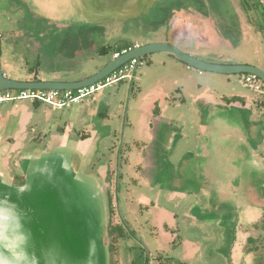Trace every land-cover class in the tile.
I'll use <instances>...</instances> for the list:
<instances>
[{
  "label": "rangeland",
  "instance_id": "374dc122",
  "mask_svg": "<svg viewBox=\"0 0 264 264\" xmlns=\"http://www.w3.org/2000/svg\"><path fill=\"white\" fill-rule=\"evenodd\" d=\"M94 1L0 0L5 77L31 82L37 75L30 68L40 63L39 79L77 82L109 64L117 47L158 42L206 63L264 71V0H139L128 15H111ZM102 47L111 51L99 55ZM176 62L166 53L144 56L134 82L64 108L1 103L0 174L19 182L24 157L55 154L66 142L77 173L101 184L105 195L111 174H122L116 201L137 231L132 249L125 246L131 258L146 244L152 257L160 248L162 264H264V228L255 227L264 219V88L254 92L244 74L184 63L178 69ZM207 119L229 130L212 137L227 139L218 141L222 150L211 145ZM152 203L150 215L141 214ZM157 209L160 225L178 228L175 251L157 243L150 228L141 230ZM110 218L108 235L119 221L115 213Z\"/></svg>",
  "mask_w": 264,
  "mask_h": 264
},
{
  "label": "water",
  "instance_id": "95a60500",
  "mask_svg": "<svg viewBox=\"0 0 264 264\" xmlns=\"http://www.w3.org/2000/svg\"><path fill=\"white\" fill-rule=\"evenodd\" d=\"M56 1L60 0H50ZM138 2L95 0L94 4L111 15H128L136 12ZM154 53L170 54L202 72L255 75L264 84V71L257 67L206 63L167 43L135 48L82 81L18 82L5 77L0 47V92L76 90L97 83L133 59ZM67 146L63 143L55 154L24 157L22 185L0 174V264H110L107 197L101 184L77 173L80 166Z\"/></svg>",
  "mask_w": 264,
  "mask_h": 264
},
{
  "label": "flooded vegetation",
  "instance_id": "af4514ba",
  "mask_svg": "<svg viewBox=\"0 0 264 264\" xmlns=\"http://www.w3.org/2000/svg\"><path fill=\"white\" fill-rule=\"evenodd\" d=\"M43 39L44 38H41L40 40H43ZM31 82H34V80ZM217 125H218V121H217ZM225 130L226 129H224V131H222V130H220L219 126L216 127V125H215V126L211 127L210 130L207 131V134L211 137V139H213V142L211 143V145L213 143H217V146H215V148L217 150H220V149L222 150V146L220 143H218V141L223 142V141H226L227 139L222 138V139H218V141L217 140L215 141V138H212V137L214 135L229 134V132H228L229 130L228 131H225ZM237 130L240 131L239 128ZM111 175H112V179H110V181H108L109 185L106 186L108 214H109V218H110L113 215V213H115V215L117 216L119 221L116 222L114 225L111 223L109 224V235H108V237L110 239L113 238V240L115 242L114 244H112L110 246L108 245L109 250H110V264H162L163 258H162V254L159 250L160 248L157 245H156V247H154V256L152 257L151 249L148 247V245L143 243L144 242L143 240H141V242L145 245L141 246L140 250H138L139 255L136 258L130 257V251L126 250L125 246H128V242H132V241L135 242L134 240L135 239L137 240V231L134 229V227L131 224H129L127 219H125L124 217H120V215H119L120 212H118V209H117V206H119V205H117L119 203V200L117 203L116 192H117L118 188L120 190L122 189L123 176H122V174L121 175L120 174H118V175L117 174H111ZM113 178H114V180H113ZM24 180H25V178L23 177L21 179V181L15 182V183H19V185H22L24 183ZM175 194L177 195V193H175ZM155 208H156L155 203H152L151 205H142L141 206V210H142L141 214L150 215V209L153 210ZM191 210H192V205L190 206V211ZM160 215H161L160 210L158 211V209H157L156 210V216L153 213V217L151 219H146L143 224L142 223L140 224V226L142 227L141 230H145L147 228H150L151 237L156 239L157 243L159 242V243L166 244L165 246H169V249L175 251V249L179 245L175 241V238L177 237V233H178L177 232L178 228L172 229V228H170V226L168 224L160 225V222L158 220ZM169 215H170V217L167 218L169 220L171 219V217H173V220H175L177 218L176 215H174V216H173V214H169ZM162 216H164V211L162 213ZM110 221H111V218H110ZM257 225L261 229L264 228V219L259 221L258 224L255 225V227H257ZM260 232H261V230L257 231V233H259V234H260ZM114 233H116L115 234L116 236L114 235ZM113 236H115V238ZM130 247L131 246H128L129 250H130ZM131 249H132V247H131ZM144 249H145V251H144ZM146 253H147V255H146ZM165 262H166L165 264H172L170 261L165 260ZM180 264H187V263L181 262Z\"/></svg>",
  "mask_w": 264,
  "mask_h": 264
},
{
  "label": "built area",
  "instance_id": "2783aa9c",
  "mask_svg": "<svg viewBox=\"0 0 264 264\" xmlns=\"http://www.w3.org/2000/svg\"><path fill=\"white\" fill-rule=\"evenodd\" d=\"M140 45L123 48L113 56V60L118 59L124 54L139 48ZM142 64V59H133L127 64L121 66L109 76L103 78L97 83L79 88L76 90H7L0 92V104L4 102H17L30 100L34 103L47 104L56 108H64L71 104H76L81 100L88 98L98 91L107 87L116 85L124 81L134 82L138 67ZM245 84L250 86L254 92L262 93L264 84L259 77L255 75H246Z\"/></svg>",
  "mask_w": 264,
  "mask_h": 264
},
{
  "label": "trees",
  "instance_id": "16d2710c",
  "mask_svg": "<svg viewBox=\"0 0 264 264\" xmlns=\"http://www.w3.org/2000/svg\"><path fill=\"white\" fill-rule=\"evenodd\" d=\"M123 48H126V47H117L116 50L114 49L113 50V55L119 51H121ZM110 48H107V47H102L99 49L98 53L99 55H106L108 52H110ZM39 66H40V63H37V65L35 66V68H30V72L31 73H34L35 75H39ZM34 79V82H41L42 80L39 79V77H37ZM91 77V76H90ZM89 78V77H88Z\"/></svg>",
  "mask_w": 264,
  "mask_h": 264
},
{
  "label": "crops",
  "instance_id": "0c3cea01",
  "mask_svg": "<svg viewBox=\"0 0 264 264\" xmlns=\"http://www.w3.org/2000/svg\"><path fill=\"white\" fill-rule=\"evenodd\" d=\"M158 43H168V42H158ZM168 44H171V43H168ZM140 45V44H139ZM140 46H142V45H140ZM187 54H189V55H191V56H194L195 58L197 57L198 58V56L197 55H194V53L192 54L191 52H189V51H187ZM168 55H170V54H168ZM171 57H172V59H174L175 61H177L176 63H181V64H175V67L176 68H178V69H184L183 68V62H181L180 60H178L176 57H174V56H172L171 55ZM175 63V62H174ZM188 68H189V66H188ZM93 76V75H92ZM87 79V78H86ZM82 80H85V79H82ZM82 80H79V81H82ZM42 81H49V80H47V79H43ZM78 82V81H77ZM208 121L210 122L211 120H208L207 119V124H205L204 126H206L207 128H208V130H210V125H209V123H208ZM214 124H215V121H214ZM206 128V129H207Z\"/></svg>",
  "mask_w": 264,
  "mask_h": 264
}]
</instances>
